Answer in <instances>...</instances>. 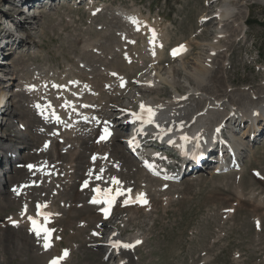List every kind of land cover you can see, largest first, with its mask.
<instances>
[{"label":"rangeland","instance_id":"obj_1","mask_svg":"<svg viewBox=\"0 0 264 264\" xmlns=\"http://www.w3.org/2000/svg\"><path fill=\"white\" fill-rule=\"evenodd\" d=\"M31 1L34 4L27 6L28 8L23 7V5L15 7L17 12L15 16L20 18L19 23L17 18H13L14 11L13 13L8 12L9 8H13L10 1L0 0V11H3L4 15L8 13L19 24L20 28L19 30L16 28L17 35L15 34V36L18 38V34H20L22 36V38H18L20 41L27 38L28 31L26 27L31 24L27 22L25 18L27 15L24 14L23 9H30V12L38 14L35 19L37 23L34 29H30L31 35L27 38V41H36V48L28 49V42H20L19 44L16 40L17 42L14 43L16 44V50L11 47L14 44L11 46L9 44L7 47L9 49L6 50L9 53L8 56L3 55L0 58L3 67L9 66L11 72L14 70V73L19 76L35 73L40 77L47 78L53 74L58 76L59 80L63 73H67L66 70L71 64L74 67L76 66L77 55L81 51L85 40L88 42L97 39L99 43L109 42V40L103 38V34L105 32L115 34L114 30L119 28V24L115 23L118 21L115 16L119 17V15L113 13L115 10L117 12L119 7H124L120 9H126L127 11H140L148 20L158 21L160 28H164V39L167 44L163 47L162 58L160 56L156 66L160 67L161 74L165 77L170 74L169 71L172 69L177 84L172 87L169 85L159 86L151 90L150 93L141 94L142 97L135 96L136 91L131 90L134 87V82L128 83V80L135 77L139 71L148 72L152 66L151 63H148L147 60L144 61L138 54L144 46L145 40L144 37H142L143 39L139 37L136 47L134 46L138 53L131 51L133 49L132 45L126 43L124 48L119 42L117 43V52L119 51L120 56L123 55V52H130L129 56L132 60L134 59L136 62L142 60L141 64L148 63L145 66L146 71L145 69L141 71V64L135 62L134 70L125 71L124 75L128 79L127 83L130 84V91L120 99L122 105L128 102H136L135 105H139L138 98L145 97L167 100L173 91L182 94L187 91L189 86L198 88L196 80L190 77L188 73L190 68L187 66L195 62V66L199 69L200 63L196 61V58L198 56L203 58L207 52L208 46L206 44L211 42L218 33L216 25L208 19L210 13L216 9H221L226 2H229L240 11L237 21L245 19V25L241 29H236V25L227 22L226 30L230 34L229 39L225 42L224 39L221 40V44L225 45V50H223V54L220 53L216 57V62H213L215 63L213 65L214 69L220 68V66H223L224 69H218V71L213 69L211 75L216 73V77L206 79L203 84L206 87L205 89L201 87V89L210 96H223L226 93L225 100L228 98L237 100L242 94L247 95V99L250 98L252 101H256L259 94L261 95L260 98L264 99V0H90L92 4L98 1L103 4L104 11L102 13H97L94 7L87 9V11L86 4H81L83 0L81 2L78 0L79 4L75 0H62V3L59 0V2L51 3V6L50 3ZM206 4L207 6L211 4V7L207 8ZM88 14L91 17L89 19ZM126 14L130 13L126 12ZM13 20L0 16V21L4 26L9 23L13 26L15 24ZM91 20L93 22H90ZM105 23H113L114 29H105ZM97 26L101 28L97 29ZM102 26L104 27L102 28ZM9 33L12 34L13 32ZM180 42H189L188 54L180 62L170 61L167 58L166 47ZM126 45H130V48ZM89 52L88 55H91L90 48ZM109 56L111 57V55ZM176 64L180 66L173 67ZM182 66L186 67V71L181 69ZM77 67V71L84 68L78 65ZM175 68H178V70ZM22 69L27 70V72L25 71L26 73L22 74V71H20ZM50 72L53 73L50 74ZM5 80L6 77H0V92L7 93L6 98L8 101L10 94L20 93L12 92L17 80L8 81L5 87L7 91H4L2 86L6 83ZM252 90L257 94L248 96V93ZM229 101L232 102V100ZM4 102L3 104H5ZM13 102L12 111H15L17 106L21 109H27V104L31 105L29 98L22 94ZM102 106L105 107L104 102ZM217 115V113L214 114V116ZM19 118L23 119L22 115L14 116L10 114L8 125L4 126L1 131L4 136L3 139H0V142H4L0 146L5 152L13 149L7 155L1 153L3 166H0V187L5 190L0 194L2 205L3 201H7L6 199H8L10 193L30 181L32 173L40 171L36 169L38 167L37 161H34L31 156L33 151L27 149L28 139L26 136L22 138L18 134V131L24 132L20 128L25 127L23 125L17 126ZM121 138L119 134L118 141L115 143L117 145L121 144L120 147L124 148ZM13 140H15V144ZM247 141L239 149L238 159L241 158L242 164L239 171L216 174L214 169L204 168L193 174V177L192 175L184 176L178 182L169 185H163L157 179L150 181L149 188L160 185L161 187L158 188H161V190L148 193V203L151 207H154L147 212V215L143 214L145 213L143 208L134 209L132 206L124 209L115 207L111 215L112 218L109 217L106 220H102L99 217L100 213H96V210L91 211V216H93L91 222H86L84 216L76 218L75 215L77 214L73 209L76 200L80 198V195H78V191H81L78 190L79 183L84 178L75 173L73 182L67 184L68 181L61 179L65 177V173L60 176L56 173L55 176H52L50 173L44 172V177L51 179L47 180L46 183L51 184L55 194L59 193L58 189H63L66 184L65 188L68 192V194L59 195L55 199L58 211L64 208L65 203L68 208L67 215L64 214L63 218L57 219V221L53 219L54 239L60 237V240H55L56 247L53 253L58 254L62 249L71 251L70 248L75 245L76 248L72 251L71 259L65 264H113L116 261L115 258H112L113 256L110 253L109 255L112 257L108 256L106 253L109 251H106L105 247L101 245L105 241V235L112 230V225L119 230L124 229L121 232L124 238L136 235L143 240L141 245L135 247L136 249L131 253V256L127 252L129 255V257L127 255L128 264H264V178H262L263 184L257 182L254 172L257 169L264 174V137H258L253 142L251 140V142ZM13 144L12 149H5V147H11ZM20 146L22 148L19 149ZM36 146H39V142ZM124 149H118V157L121 162L127 164L128 169L131 168L136 173L132 174L127 170L121 173L120 176L122 180L133 183V189L139 188L140 184L145 185L138 181L140 179L138 173H143V171L137 162L138 165L132 161V157ZM22 151L24 152L22 153ZM249 151L253 152L251 156H249ZM9 154H12L13 157L18 156V163L7 172L6 166L9 167L10 165L7 158ZM19 155L21 158H19ZM23 160L24 162H21ZM29 165L33 167L29 168ZM20 171L27 173L28 177L10 188V185L14 182L5 181V178L9 175L18 177ZM128 173L132 175L128 176ZM66 177L68 178V175ZM60 183H62V187ZM241 188L244 192L241 196L242 200L237 198L240 196ZM252 192H254L255 198L249 199ZM48 196L50 197L49 192L44 198L47 199ZM19 198L21 201V197ZM260 199H263L262 205L259 203ZM20 201L19 204L17 202L4 203L6 208H0V264H45L46 261L42 260L44 258L33 257L31 252L19 253L15 251V246L6 243L1 237V235H5L13 242L18 240V236L25 237L23 229L13 235L6 230V226L9 227L8 219L10 216L19 211ZM31 204L33 205V203ZM130 213L134 215L132 221L127 220ZM256 218L260 222V229H256ZM123 220L128 221L124 227ZM71 222L72 224H70ZM15 235H17L16 238ZM33 246L34 248L30 247L31 250L35 249V244Z\"/></svg>","mask_w":264,"mask_h":264},{"label":"bare ground","instance_id":"obj_2","mask_svg":"<svg viewBox=\"0 0 264 264\" xmlns=\"http://www.w3.org/2000/svg\"><path fill=\"white\" fill-rule=\"evenodd\" d=\"M30 1L31 0H21L20 2H23V4H25L24 7H26V5L31 6ZM36 1L37 3L40 2V0ZM81 1L82 0H79V2ZM209 7H211V4L207 6V8ZM29 10H26L25 8L23 9L24 14L27 15L25 17L27 22L31 23L28 27H26L28 31L27 38L30 37V29H34V26L37 23L35 19L38 16L36 12H30ZM118 11L119 17L115 16L116 18H118V21L115 23L119 24V28L114 30L115 34L106 32L103 34V38H105V40H109V42L105 41L104 43H99V40L97 39L93 41L90 40L88 42L87 40H85L81 51L77 55L76 66L74 67L71 64L70 67H68V69L66 70L67 73H63L59 80L57 78L58 76L51 74L53 72H50L51 75L47 78L40 77L35 73L19 76L14 73V70L13 72H11V69L8 68L9 66L3 67V65H1L2 62H0V77H6V83L2 86L3 90L7 91L5 87L8 81L17 80V84L14 85L12 92L15 91L17 93H20L10 94V97L7 101V93L3 94L0 92V139H3L4 135L3 133H1V131L4 126L8 125L10 114H13L14 116L22 115L23 119L19 118V120L17 121V126H25L22 129L20 128V130L24 132L18 131V134H20L22 138L23 136H26V138L28 139L29 143L27 149H31L33 151L31 153V156L33 157L34 161H37L38 167L36 169L40 170L37 173H32V178L27 184L20 186L19 188L15 189L13 193H10V196L8 197V199H6L7 201H3V205L0 202V208L3 209L6 208L4 203L11 204V202H17V204H19V197H21L20 205L18 206L19 211L14 213L15 215L10 216L8 224L10 228L6 226V230L11 232V235H13L14 233L20 232L23 229L25 231V237L23 238L22 236H18V240H16L15 242L10 241L5 235H1V237L6 243H10L11 246H15V251L19 253L31 252V255L33 257L35 256L36 258H44L42 260L46 261L45 264L49 263L51 257L55 255L53 253V250L56 247V241L60 240V237L58 236L54 239V232L52 231L48 240L51 246L46 249L44 247V232L41 231L40 235H37L35 231L29 228L28 223L25 221V217L31 215L35 209L39 210L43 214H51L47 216V219H45V216L42 215V217L39 219L38 224L41 228L51 229L53 219H56L57 221V219L59 220L60 218H63L64 214L67 215L68 205H66L65 203L63 205L64 208L62 207L63 209H61V211H58V207L56 208L57 204L55 203V199L59 195H65L66 193L68 194V192H66L67 188H65V186L73 182L75 173H78L84 178L81 184L83 185L87 182V188L83 191H78V195H80V198L78 197L79 199L76 200L73 210L75 214H77L75 215L76 218L79 216H84L86 222L92 221V210H96V213H100L102 196L101 194H94L96 189L100 190L103 193H109L113 192L118 187H123L122 189L124 191L126 189L132 188L133 183H131L130 181H123L120 174L127 170L132 174H135L136 172L134 173V170H132L131 168V170L128 169L126 167L127 164L125 165V162H121L120 158L118 157L119 148H125L124 150L127 151L125 143L124 148L120 147L121 144L117 145L115 143L118 141V128H123V130H125V128H127L128 126L123 124L124 118L120 117V112H116V108L118 106H125L124 104H120V98L125 96L124 91H130V84L128 83L131 82L129 81L130 79H127L124 73L126 70L130 69L131 71L135 69V63L131 60V56H126L125 60H122L120 59V53L118 54L119 51L117 52V43H119L120 41H124L121 44L122 47L125 46L126 40H129L130 38L132 42L135 41L136 35L132 34L128 29H132L134 32H138L140 35H147V45H144V50L143 47L142 49L140 47L141 50L139 51L140 53H138L136 51L137 49L134 48V46L136 47L135 43L132 45L133 49L128 50L135 51L139 54V57H142V59H144V61L147 60L148 63L152 64V66L149 68V71L145 72L143 76L142 74H140L139 76L135 77V81L133 84L134 87L131 88V90L133 89L136 91L135 96H141V94L144 95L146 93H150L151 90L156 89L159 86L169 85L172 87L177 84L175 82L176 80L175 76L173 75L172 69L169 71L170 74L165 77L162 76L160 67L156 66L159 62L160 56L162 58V46L163 40H165L164 28L161 29L160 25L158 26L155 24L154 26H151L150 24L153 23H150L146 18H143L142 14L138 12L136 15H131L126 14L125 10L123 9H118ZM8 12L13 13V18H17L15 16V13H17L15 11V7L9 8ZM239 12L240 11H238V8L234 7L229 2H226L221 9H216L210 13V17L208 19L212 20L216 25V30L218 33L211 42L206 44L208 46L207 52L205 53L203 58L200 56L196 58V61L200 63L199 69H197V66H195V62L187 66L190 68L188 73L191 78L196 80L198 88L189 86L187 88V91L183 92L182 94H180L178 91H173L170 98H168L167 100H156V98L154 99L153 97L138 98V101L140 103L138 105L139 107H141V105L143 104L145 108L150 107L155 113L153 122L150 123L149 127L146 129L147 132H150L153 135H149V137H151L148 141H145V143H149L148 145H152L154 136L176 138L179 134H188L191 140L198 141L204 144L208 139L212 137L219 138L221 134H225L228 138V142L230 141L231 143H229L233 146L230 151H235L237 149V151L239 152L240 147L244 146L245 141H254V139L252 138V133L253 131L256 132V129H253V126H251L252 124L248 125L246 121L243 125L246 126L245 128H243L239 124H234L231 126L230 118L233 117L234 114V116L243 114L246 117H249L250 114H256V116L260 117L261 119L262 110L264 108V99L260 98V94L258 98L256 97V101H252L250 98L247 99V95L243 94L240 95L237 100H233L231 98L225 100L226 93L223 94V96H210L206 93V91L202 90L206 87L205 85H203L206 79H212L213 77H216V73L214 72V75H211L212 70L214 69L213 65L215 64L213 62H216V57H218L219 54L222 53L223 50H225V45L221 44V40L224 39L225 42V40L229 39L230 34L226 30V26L228 25L227 22L229 21L230 23L236 25V29H241L243 28L242 26L245 25V19H241L239 22L237 21V19H239ZM0 16L13 20V18L10 17L8 13L7 15H4L3 11L1 12ZM31 18L34 20H32ZM134 20L138 23H134ZM17 21L20 23V18H17ZM147 21L150 24L147 23ZM0 23L2 22L0 21ZM143 23L146 24L145 27L141 26ZM16 24L17 23H15L13 27L9 23L6 25V27L8 29L12 27L15 29L18 28L19 30V24H17V26ZM104 25L106 26L105 29H114L113 23H105ZM202 26H204V24H202ZM103 27L104 26H102V28ZM0 29V42H6V46L3 51H0V55L8 56L9 53L6 52V50L9 48L7 47L9 46V44L11 46L17 41L19 44L20 42H28V49L36 48L35 40L27 41V38L22 39L21 41L18 40V38H22V36L18 34L17 38L15 36L17 32L6 30L3 23L0 24ZM153 31L155 33V37H153ZM9 32L13 33L10 34ZM149 35L153 38H149ZM117 36L118 38H116ZM15 45L16 44L12 45L11 47L15 49ZM184 45L186 49H189V42L184 43ZM89 48L91 50V55H88V53H90ZM129 53L130 52H128V54ZM109 55H111V57ZM182 59L183 57H179L173 61L180 62ZM84 64L86 65V67ZM77 65L84 68L80 71H77ZM180 65L182 64L180 63ZM180 65L176 64L175 66L173 65V67H178ZM175 69L178 70V68ZM181 69L186 71L185 66H182ZM218 69H224V67H217L216 71H218ZM5 70L9 73L7 74ZM20 71H22V74H25L27 72V70L23 69ZM56 74L58 73L56 72ZM115 74H117V77L113 78ZM21 94L29 98V102L31 105L29 106V104H27V109H21V107H18L16 105L17 107L15 111H12L11 107L13 106V101H15L17 97L21 96ZM253 94H257V92L252 90V92L248 93V96H252ZM229 100H232V102H230ZM3 101H5V104H3ZM6 101L7 104L9 102V106L7 105L8 107L2 110L1 108L5 107ZM103 102L105 107L102 106ZM49 112L57 113V123L53 122L50 117H46V114ZM216 113L218 115L214 116V114ZM99 117L102 119L101 122L99 121ZM98 122H100V128L103 125L104 129H108V131L110 132V136L108 139L100 140L99 137L104 135V130L102 129V131L99 132L98 140L95 141L94 139L92 142V136L95 133V127ZM68 127L69 129L67 130ZM56 132H59L60 134L58 136H55ZM15 140H13L14 144ZM3 142H0V144ZM38 142L39 146H36ZM14 144L9 149H12L14 147ZM20 148H22V146H20L19 149ZM5 149L8 148L5 147ZM12 151L13 149L8 152L10 153ZM145 151L149 152V158L152 162H154L155 158H159V156H162L155 154L150 148L145 149ZM252 151H249V156H251V154L253 153ZM8 152H5L2 149V146H0V166H3V158L1 153L7 155ZM23 152L24 151H22V153ZM56 153L57 155L55 156ZM235 154L236 152L227 155L226 159L228 167L231 163L233 164V168L239 167L240 162L237 160V155ZM238 154L240 155V153ZM93 157H95V159H93ZM7 158L8 162L11 163L9 167L6 166V171L8 172L10 168H14L18 163V158L13 157L12 154H9ZM19 158H21L20 155ZM163 159L164 160H162V162L158 160L156 163H154L156 165H160V169H157L156 167L155 168L158 172L165 175L162 178L158 176L157 171L153 173L154 168H152L150 171L144 170L140 163L138 165L134 159L132 160L143 171V173L140 172L141 174L138 173L140 178L138 181L145 184L143 186L140 184L139 188L131 190V193L134 195L135 199L138 193L142 192L147 196V198H149V192L153 193L157 190H161V188H158L161 187L160 185H156L155 187L151 186L152 188H149L150 181H155L154 179H157V181L160 180V183L163 185H167V181H170L171 183L169 184H172L173 182L178 180V177L181 173L182 176H187V174L190 172L187 168L182 172L179 169L172 170L171 174H168L169 170H167V168L163 165L166 160V156H164ZM21 162H24V160ZM210 166L211 164L207 161L202 165V167H205L206 169H208ZM218 167L219 166L215 167V170H219ZM220 167H224V164H221ZM225 168L227 167L225 166ZM199 171L200 169L196 171V173ZM222 171L223 170H219V172ZM44 172L50 173L52 176H55L56 173L59 176L62 173H65V177L61 179L68 182L63 189H58V191H60L59 193L57 192V194H55V190L52 189L51 184L46 183L47 180L51 179L44 177ZM131 173H128L127 175H132ZM19 174L20 175L18 177L9 175L7 176V178H5V181L14 182L10 185V188L14 185H17L25 177H28V174L23 171H20ZM66 175H68V178L66 177ZM113 178H115L119 183H114ZM262 178H264V174H262L260 170L257 171L255 178L257 182L262 183ZM62 183H60V185ZM0 188V194L5 192L2 187ZM48 192L50 194V197L48 196V198L45 199L44 197ZM243 193L244 192L241 188L240 196L237 198L242 200L243 198L241 196L243 195ZM94 198L98 201L97 203L92 202ZM253 198H255L254 192L250 193L249 195V199ZM263 199L259 200L260 205L263 204ZM238 201L240 202V200ZM63 202L65 201L63 200ZM31 203H33V205ZM38 205L43 207H40L38 209ZM153 207H151L149 203H147L143 206L135 205L134 209L143 208V211L145 212L143 214L147 215V212L149 210H152ZM99 217H101V219H104V216L101 213L99 214ZM127 220H134L133 213L129 214ZM127 220H123V227L127 224ZM256 220H258V218H256ZM13 221H15L16 223H13ZM70 224H72V222ZM76 224L81 225L80 223ZM111 227L112 230H110L105 235V241L101 243V245L102 247L104 246L106 251H109V253L115 258V264H118L122 261L124 262V264H128V250L123 247V244H130L135 239L140 240L141 237L133 236L130 237L126 242L119 236L120 232H122V230L124 229L121 228V230H119L112 225ZM96 235H98V233H96ZM14 237L16 238L17 235H15ZM116 241H121V245L117 246L115 244ZM33 244H35V249L31 250L30 247L34 248ZM75 248L76 246L74 245V247L72 246V248H70L71 251L67 249V256L63 257V259L58 264H65V262L67 261L69 262V260L71 259L72 251Z\"/></svg>","mask_w":264,"mask_h":264},{"label":"snow or ice","instance_id":"obj_3","mask_svg":"<svg viewBox=\"0 0 264 264\" xmlns=\"http://www.w3.org/2000/svg\"><path fill=\"white\" fill-rule=\"evenodd\" d=\"M133 22H134V23H138V22L135 21V20H134ZM153 37H155V33H154V31H153ZM182 47H183V46H181V48H182ZM173 54H176V50H174ZM141 109H142V111L145 110V106H144L143 104L141 105ZM146 111H147V119L145 120V122H146V123H152V122H153V117H154L155 113L153 112V110H152L150 107L147 108ZM134 115H136V114H134ZM137 118L140 119V118H142V117L137 116ZM169 131H170V129H169ZM108 135H110V132L108 131L107 128H105V129H104V135H102V136L100 137V139H101V140H105V139H107ZM183 139L187 140L188 137L185 136V137H183ZM93 159H95V157H93ZM31 167H33V166H32V165H29V168H31ZM113 182H114V183H119L115 178H113ZM86 183H87V182H86ZM97 191H99V190H97ZM127 191L130 193V192H131V189H128ZM112 199H114V198H110V199L107 201L109 205H111V203H112ZM92 202H93V203H97L98 201L94 198ZM135 202L147 203V200L145 199V194L142 193V192H141V193H138L137 196H136V200H132L131 198H129L128 200L125 201L126 204H127V203H135ZM40 207H43V206H39V205H38V209H39ZM103 211L105 212V215L108 214L106 209H104ZM43 215L45 216V219H47V216H49V215H51V214L44 213ZM28 219L32 222V225H33L32 230L35 231L37 235H40L41 231L44 232V234H45V244H44V247H45L46 249L49 248L51 245H50V243L48 242V240H49V236H50V234H51V232H52L53 230L48 229V228H41V227L37 224L36 219H34L33 217H28ZM13 223H16V222L13 221ZM121 243H122L121 241H116V242H115V244H116L117 246L121 245ZM135 243H136V244H139L140 241L137 240ZM123 247H125V248H130V247H133V245H131V244H123ZM67 254H68V252H67V250H65V251H64V256H67ZM61 259H63V257L54 258L53 260L50 261V264H58L59 260H61Z\"/></svg>","mask_w":264,"mask_h":264}]
</instances>
